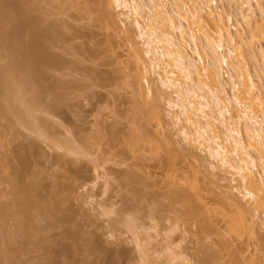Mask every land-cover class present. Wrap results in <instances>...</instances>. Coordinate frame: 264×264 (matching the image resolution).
Instances as JSON below:
<instances>
[{
  "label": "rangeland",
  "instance_id": "1",
  "mask_svg": "<svg viewBox=\"0 0 264 264\" xmlns=\"http://www.w3.org/2000/svg\"><path fill=\"white\" fill-rule=\"evenodd\" d=\"M12 1L3 2L14 7ZM28 1L21 2L26 5L16 11L13 23L34 16L36 21L40 20L37 22L42 25L39 24V28L51 24L50 38L54 36V40L46 39L44 44H48L45 46L52 56H58L59 65L41 64V71L38 68L41 76H45L43 81L38 80L44 89H41L43 93L40 91L37 106L35 104L36 107L30 110L42 118L36 122L41 124L43 121L45 128L42 124L36 127L44 128L45 134H39V129L18 125L15 116L10 117L9 123V116L0 114V203L13 199L6 176H12V171L23 167L26 161L24 166L29 164V171L27 174L22 171L26 174H23V180L33 182L30 184L40 191L36 193L44 195L40 197L51 193L52 185L59 180L63 185H66L64 182L72 185L63 190L54 188L56 196L70 197L62 206L67 216L74 214L76 217L72 225L68 226L70 221L67 226L71 230L73 226L77 227L86 237L85 242H95L92 246L103 250L102 254L96 253L106 260H100L101 264H173L169 263L172 261L170 254L177 264H264V213L255 214L252 205L242 199L241 203H245L252 213L244 212L238 202L242 197L236 189L239 177L233 171L214 168L216 163L209 155L207 143H194L192 147L185 143L181 132L191 130L182 117L179 122L172 119L178 110L171 107L177 103L173 91L160 87L157 75L153 73L149 75L148 85L143 77L141 79L143 63L148 66L150 56L145 54L143 39L132 17L120 15L113 0H31L30 4ZM234 1L231 5L233 17L241 23L239 2ZM105 4H109L108 7ZM217 5L219 9L228 8L227 0H217ZM105 8L114 16L111 17L114 21L110 14L105 16L104 13H109L104 12ZM253 10L252 24L261 18L255 4ZM244 23H237L238 26L232 23V27L242 28L248 36L252 30ZM234 28L232 32H235ZM22 31L23 28L18 33H25L23 38L19 34L18 38L25 43L30 38L28 36V40L26 32ZM253 41L255 49L264 48L261 39L254 38ZM135 50H139L140 60L134 58ZM187 50L191 54L189 48ZM1 52L0 69L3 70L12 59L3 49ZM245 59L247 69L264 97V65L258 66L252 59ZM228 71L225 67L222 73L225 82L230 81L228 73L231 72ZM137 73L139 80L135 78ZM135 79L144 83L143 89L151 90L149 97L145 90V97L143 93L135 92ZM229 91L227 85V95H230ZM234 93L237 94L235 90ZM141 96L146 102H142ZM52 105L58 107L56 112L53 111L57 107L54 109ZM50 106L54 110L51 111ZM33 120L31 122L35 123ZM18 153L26 160L20 162L18 158V162ZM18 163H22L21 166L18 167ZM35 174H39L38 177ZM8 213L9 220L6 218L0 228V238L9 236L6 240H13L25 231L19 222L24 217L22 213ZM243 216L246 227L238 225ZM39 218L42 222L45 219ZM252 220L255 225H251ZM41 221L38 225L43 227L45 234L41 235L45 241H42L43 236L37 235V243L28 242L15 256H21L19 259L23 264H71L72 261L75 264L78 257L74 260L69 257L70 253L64 252L66 249L74 252L81 241L75 243L77 238L68 237L59 224L54 228L46 224L47 220ZM232 224L237 227L233 228ZM16 225L20 226L18 230ZM46 241L51 243V249L42 247ZM69 244L70 248H67ZM166 246H171L170 250ZM46 254L51 255L49 259L53 263ZM91 254L86 257L79 254V257L84 256L81 262L85 258L91 261L90 264L95 260L98 262L99 257L88 258L96 255ZM3 261L0 263H7ZM79 261L76 264L87 263Z\"/></svg>",
  "mask_w": 264,
  "mask_h": 264
},
{
  "label": "bare ground",
  "instance_id": "2",
  "mask_svg": "<svg viewBox=\"0 0 264 264\" xmlns=\"http://www.w3.org/2000/svg\"><path fill=\"white\" fill-rule=\"evenodd\" d=\"M3 1L0 0V53H2L1 50L3 49L12 60L7 63L8 65H5L3 70H1L2 68L0 69V114L9 116L8 118L4 116L9 123L12 120L10 117L15 116V118L17 117L16 122L18 125L37 131L39 128L37 129L36 126L40 123L38 122L39 124H37L36 121L42 120V118H38L35 114L33 115L32 110L37 106L36 102L41 99L39 98L41 96V89H44L43 85L40 87L43 83L40 84L38 80L41 78V81H43V78H45L43 74L41 76L38 68H40L41 64L45 66L46 64L48 66L51 65L49 67L59 65L57 63L59 60L56 59L58 56L55 58V54L53 57L46 49L48 44H44V40L46 39H50L51 42L52 39L54 40V36L52 39L50 38L52 37V31L49 29L51 24H49V27H46L47 24L46 28H39L38 26L41 24L37 22H40V20L37 19L38 21H36V17L34 16H32L34 19L28 17L24 22L21 21L20 23L23 22L22 24L18 20V23L14 24V15L17 14V10L19 12L22 5H26V3H21L25 0H8L9 2L12 1L14 7H10L9 2L6 4ZM232 1L227 0L228 8L226 9H219L217 0H113V5L120 15L132 17L133 24L136 26L139 36L143 39L145 54L150 56L149 65L147 66L143 63L144 74H141V79L143 77L144 83L148 85L150 81L149 77H151L149 75L153 73L157 75L156 80L160 87L171 89L173 94L176 95L177 103L171 105V107H176L178 110L172 119L175 122H179L182 117L190 128L191 132L184 130L181 132L183 139L186 141L185 143L191 147L194 143H198L199 145L207 143L209 155L216 163L214 168L233 171L239 177L236 189L242 197H239L240 201L238 202L243 207L244 212L250 213L251 210L244 205L245 203H241L243 202L241 201L242 199H245L246 202L252 205V210L255 214L259 212L264 213V97H262L261 91L257 89V84L253 80L252 74L247 69L245 63V58H249L248 60L251 61L252 59V62L256 63V65H264V48L259 47L258 49L257 47V50L253 45L256 42V40L255 42L253 41L254 38H259L264 42V8H262L264 6L262 3L264 2H261V0H235L239 2H236L239 4L237 5L239 13L238 11L236 13L240 14L239 18L243 21L241 23L245 22L246 26H244L252 30L251 32L249 31L248 36H245L242 28L239 30L236 27H232V23L236 26L241 24L239 20L236 22L237 20L233 17L234 15L231 10ZM29 2L31 0L28 1V4H30ZM19 3L21 4L19 5ZM254 4L259 8L261 18L258 23L254 21L253 26ZM169 6H171V9H168ZM104 10V12L109 11L107 8ZM110 13L109 11V13L104 14L109 17L106 14ZM111 17L114 16L110 14ZM110 18L108 19L114 21V18ZM35 21L37 25H35ZM22 28L23 31H25L24 28L26 29L27 39L29 40L30 38L25 43L24 40L22 42L21 38H18V34L20 35L18 32ZM233 28L235 32H232L231 29ZM188 48L191 54L188 52ZM133 54H136L134 58L136 57L140 60L139 50H135ZM225 67L231 72L230 74L228 73L229 82H225L222 77ZM137 77H140V74L135 78ZM137 79L139 80L140 78ZM134 81L135 83L137 82V85L133 86L134 90H136L135 92H138V94L143 93L145 90L142 88L143 82L140 83L141 81L138 82L136 79ZM227 85L231 91V93L229 91L230 95H227ZM234 90L237 92L236 95ZM41 92L43 93V91ZM144 93L145 95L147 93L149 97L151 90L147 88ZM144 93L143 96L145 97ZM146 99L148 98L146 97ZM141 100H143L142 96ZM142 102L146 101L143 100ZM52 106L49 107L51 111L57 107L54 105L53 109ZM57 110L58 107L53 112ZM31 116L34 118L36 116L37 118L34 119ZM31 118L35 120L33 122L36 124L32 123V120L30 121ZM42 122V125H40L44 127V122ZM44 128L39 129L40 132L38 133L45 134ZM14 134L16 133L14 132ZM32 145L34 144L32 143ZM20 155L19 153L18 155L16 154L18 162V158L20 162L26 160L24 156L20 158ZM24 163L27 164L26 161ZM24 163L23 167H19L22 163H18L20 165L17 164L19 168L12 166V168H17L18 170H11L13 175L6 176L9 179V182H7L10 184L9 190L13 199L11 197V200L9 199L11 202L0 203V228L6 222V218L9 220L10 213L8 212L22 213L21 216L24 217L21 218L23 219L21 220L22 222L19 221L23 229L25 228L24 233H21V235L14 234L16 236H14L13 240H6L9 236L6 239L4 237L3 239H1L2 237L0 238V261L5 260L7 263L5 261L3 263L5 262L6 264H23L19 259L21 256H15V254L19 255L18 252L25 249V244L28 242H31L33 245L37 243V235L45 234L43 227L38 225L42 220L41 217L47 220L46 224L50 227H54V225L57 227L56 225L59 224L62 231L65 230V234H68V237L71 239L73 237L74 239L75 237L77 238L75 239L76 241L73 240L75 243L79 241L83 242V239L80 240L83 237V234H80V229L79 232L75 226H71L73 230L70 227L68 228V226L72 225L76 216L74 214L67 216L68 214L66 215L67 212H65L66 210L62 204L64 200L68 201L70 197L66 198L68 197L66 196L62 198L63 196H56L57 192L54 190V188H62L63 190V187L66 189V186L70 188L72 185L70 183V185H67V182H64L66 185H63L61 184L63 181L59 180L52 185L53 189L51 193L46 194V197L42 198L44 195L41 194L40 196L42 197H40L39 193H36L39 190L35 188L36 186L31 185L33 182H24V175L29 171L27 170L29 164L28 166L26 164L24 166ZM258 170L259 173L257 172ZM35 175L38 177L39 174ZM33 178L36 177L33 175ZM57 195H59V192ZM234 197L236 196L234 195ZM6 210L9 211L6 212ZM71 217H73V220H71ZM44 220L41 222L44 223ZM239 221L238 225L240 227H246L247 224L244 216L239 218ZM231 222L233 223L232 220ZM67 223H69L68 226ZM129 223L132 225L131 221ZM250 223L251 225H255L253 220ZM232 225L233 228L237 227V225ZM18 228L20 226L17 227L16 225V230ZM23 229L21 228L20 232ZM42 238V241H45L44 236ZM85 238L84 243H77L80 244L78 247L76 246L77 244L75 245V251L78 254H75L73 250V241V244H71L73 249L70 250L74 252H69V249H66V252H64L66 254L70 253L69 257L72 259L78 257L76 258L78 259L76 263L79 260L81 262L83 259L84 256L79 257L81 254L86 257L92 252L94 254L97 251L101 254L104 253L102 252L103 250H98L96 245L92 246V243L94 245L95 242L90 243L91 241L88 239L86 241L90 242H85ZM38 239V241H41L39 237ZM15 243L19 246L14 247ZM43 243L41 244L42 247L45 246V249H51V243L47 241ZM67 248H70V244ZM170 248L166 246L167 250H170ZM105 252L108 251L105 250ZM50 254H46L48 255V260H51L49 259V257L51 258ZM170 255L169 258L172 261L169 263L177 264L176 258H173L172 254ZM99 256L101 255L96 254L88 258L93 259L97 257L96 259H98ZM102 259L99 257L98 262ZM84 260L87 263H83L85 262ZM84 260L81 263L90 264L91 262L87 258ZM96 261L93 264L98 263ZM51 263H53L52 260ZM99 263L101 264V262ZM181 264H184V262Z\"/></svg>",
  "mask_w": 264,
  "mask_h": 264
}]
</instances>
